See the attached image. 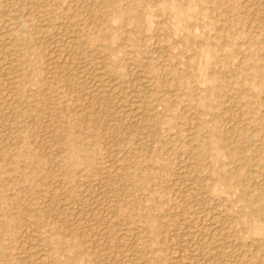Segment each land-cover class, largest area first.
I'll return each instance as SVG.
<instances>
[{
  "label": "rangeland",
  "instance_id": "rangeland-1",
  "mask_svg": "<svg viewBox=\"0 0 264 264\" xmlns=\"http://www.w3.org/2000/svg\"><path fill=\"white\" fill-rule=\"evenodd\" d=\"M263 198L264 0H0V264H264Z\"/></svg>",
  "mask_w": 264,
  "mask_h": 264
},
{
  "label": "bare ground",
  "instance_id": "bare-ground-1",
  "mask_svg": "<svg viewBox=\"0 0 264 264\" xmlns=\"http://www.w3.org/2000/svg\"><path fill=\"white\" fill-rule=\"evenodd\" d=\"M261 5V4H260ZM103 8V7H102ZM248 9V8H247ZM246 9V11H249V10H247ZM141 11V10H140ZM140 11L139 12H136L135 13V17H136V19H138L139 18V16H140ZM245 11V10H244ZM262 11V10H261ZM263 13V12H262ZM245 14H246V12H245ZM255 14V13H254ZM253 16V15H252ZM45 27V26H44ZM78 32V31H77ZM79 33V32H78ZM69 39H71V38H69ZM77 45V44H76ZM79 46V45H78ZM75 47V46H74ZM77 47V46H76ZM75 50H77V48L76 49H74V51ZM76 52H78V51H76ZM75 52V53H76ZM67 54V53H66ZM77 54V53H76ZM6 55V54H5ZM63 55V54H62ZM68 55V54H67ZM73 55H75V54H73ZM10 56V55H9ZM59 56V55H58ZM57 56V58H59ZM69 56V55H68ZM71 56H72V54H71ZM62 57V56H61ZM64 57H66V56H64ZM73 57V56H72ZM75 57V56H74ZM67 58V57H66ZM66 58H64L65 60V62L67 61L66 60ZM68 59V58H67ZM73 59V58H72ZM61 61H62V59H60ZM79 60V59H78ZM98 60V59H97ZM64 61H63V63H64ZM76 61V60H75ZM67 62H71V61H67ZM67 62H66V64H67ZM73 62V61H72ZM71 62V63H72ZM78 62V61H77ZM70 63V64H71ZM101 64V63H100ZM97 65V64H96ZM101 66V65H100ZM87 67V66H86ZM75 69H77V68H75ZM81 69V68H80ZM102 69V68H101ZM6 71V70H5ZM10 71V70H9ZM76 71V70H75ZM73 72V71H72ZM79 74V73H78ZM102 75V74H101ZM74 77V76H73ZM104 77V76H103ZM77 78V77H76ZM83 78V77H82ZM107 78V77H106ZM105 78V79H106ZM111 78V77H110ZM74 79V78H73ZM90 79V78H89ZM102 79V78H101ZM104 79V78H103ZM107 80H109V79H107ZM89 81V80H88ZM87 81V82H88ZM82 82V81H81ZM93 82H97V81H93ZM100 81L98 80V83H99ZM111 82H112V79H111ZM110 82V83H111ZM96 84V83H95ZM95 84L93 85V87L95 86ZM100 84V83H99ZM98 84V85H99ZM75 85V84H74ZM113 85V84H112ZM16 86V85H15ZM15 89V88H14ZM92 89V88H91ZM97 89H99L100 90V92L102 91V94L104 93V92H108L109 91V93H110V91L113 89L112 88V86L109 84V83H101L98 87H97ZM120 89V88H119ZM12 91H14V90H12ZM11 91V95H8V96H6V102L5 103H7L8 105H11L13 102V100H15L16 99V96H18L17 95V93L16 92H12ZM115 91V90H114ZM113 91V92H114ZM143 91V90H142ZM99 92V93H100ZM112 92V91H111ZM9 93V92H8ZM111 94V93H110ZM105 95V94H104ZM111 95H113V94H111ZM108 96V95H107ZM5 98V97H4ZM106 98V97H105ZM109 98V97H108ZM104 99V98H103ZM16 101V100H15ZM18 101V100H17ZM18 103V102H17ZM120 103V102H119ZM132 103V102H131ZM7 105V106H8ZM14 105V106H13ZM12 106L13 107H15V103L13 104ZM6 106V105H5ZM103 106V105H102ZM150 106V105H149ZM7 108V107H6ZM11 109H16V108H12V107H10ZM20 108V107H19ZM129 108H130V106H129ZM132 108H135L134 109V111L136 110V109H139V107H133L132 106ZM142 108V107H141ZM150 108V107H149ZM143 109V111H144V113L146 114V113H148L149 112V110H148V107L146 108V107H144V108H142ZM7 110V109H6ZM18 110V109H17ZM20 110V109H19ZM123 110V109H122ZM14 111V110H13ZM22 111V110H21ZM21 111H19V112H21ZM131 111V110H130ZM132 111H133V109H132ZM139 111V110H138ZM148 111V112H147ZM10 112V111H9ZM127 112V111H126ZM14 113H15V111L12 113L13 115H14ZM18 113V112H17ZM140 113V112H139ZM143 114V113H142ZM149 114V113H148ZM20 115H21V113H20ZM19 114H18V116H20ZM15 117H17V115L15 116ZM21 117H22V115H21ZM22 119V118H21ZM22 121V120H21ZM20 121V122H21ZM14 122V121H13ZM10 123V122H9ZM61 123V122H60ZM151 124H154V122H153V118L152 117H150L149 115L145 118V120H144V125L146 126V127H148V128H150L151 127ZM153 126V125H152ZM198 126V125H197ZM196 128V127H195ZM149 130V129H148ZM190 130V129H189ZM149 132V131H148ZM151 132V131H150ZM241 132V134L242 135H244L242 132H244V130H241L240 131ZM152 133V132H151ZM197 133V132H196ZM199 133V132H198ZM69 137V136H68ZM201 138H202V136H200ZM193 138H195L196 140H198V136H196V137H194L193 136ZM244 139V138H243ZM199 141V140H198ZM214 141V140H213ZM246 141V140H245ZM234 142V141H233ZM244 142V141H243ZM249 142H250V140H249ZM196 144V143H195ZM245 144V143H244ZM72 145V148L74 149L73 150V152H74V154H76L77 153V148L74 146V144L72 143L71 144ZM190 145V144H189ZM196 146V145H195ZM235 147V146H234ZM193 149V148H192ZM233 149V148H232ZM87 150V149H86ZM195 150H197L198 151V153H200L201 155L203 154V153H205V151H208V144H207V142H205V141H203L202 140V142H201V140H200V143H198L197 144V146H196V149ZM196 151V152H197ZM214 152V151H213ZM197 154V153H196ZM199 156V155H198ZM195 157V156H194ZM202 157V156H201ZM200 159V158H199ZM203 162V161H202ZM195 165V164H194ZM200 166V165H199ZM199 166H197L196 168H197V170H200V169H198V167ZM205 167V166H204ZM199 168H203V167H199ZM207 168V167H206ZM203 172V171H202ZM210 172V171H209ZM196 175V174H195ZM221 175V174H220ZM198 176V175H197ZM195 181V180H194ZM194 187V186H193ZM192 187V188H193ZM127 199H128V197H127ZM264 199V198H263ZM130 201V200H129ZM129 203V202H128ZM127 203V204H128ZM261 204V203H260ZM264 207V206H263ZM103 230V229H102ZM135 252V251H134ZM141 254V253H140ZM134 257V256H133ZM130 258V257H129ZM181 259H182V257H181ZM135 260V259H134ZM184 259H182L181 261H183ZM139 261V260H138ZM129 263V262H128ZM143 263V262H142Z\"/></svg>",
  "mask_w": 264,
  "mask_h": 264
}]
</instances>
